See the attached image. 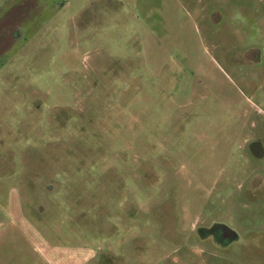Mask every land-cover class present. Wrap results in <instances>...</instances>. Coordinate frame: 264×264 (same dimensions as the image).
Segmentation results:
<instances>
[{"label": "rangeland", "instance_id": "374dc122", "mask_svg": "<svg viewBox=\"0 0 264 264\" xmlns=\"http://www.w3.org/2000/svg\"><path fill=\"white\" fill-rule=\"evenodd\" d=\"M0 264H264V0H0Z\"/></svg>", "mask_w": 264, "mask_h": 264}, {"label": "water", "instance_id": "95a60500", "mask_svg": "<svg viewBox=\"0 0 264 264\" xmlns=\"http://www.w3.org/2000/svg\"><path fill=\"white\" fill-rule=\"evenodd\" d=\"M225 235L227 236V234H226V233H225ZM232 238H234V237H232ZM232 238H231V239H232Z\"/></svg>", "mask_w": 264, "mask_h": 264}, {"label": "crops", "instance_id": "0c3cea01", "mask_svg": "<svg viewBox=\"0 0 264 264\" xmlns=\"http://www.w3.org/2000/svg\"><path fill=\"white\" fill-rule=\"evenodd\" d=\"M256 58V57H255ZM257 59V58H256ZM255 62H257V61H255Z\"/></svg>", "mask_w": 264, "mask_h": 264}]
</instances>
